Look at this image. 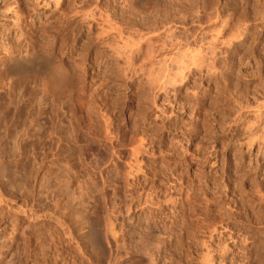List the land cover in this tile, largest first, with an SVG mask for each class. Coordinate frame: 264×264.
<instances>
[{"label": "rangeland", "instance_id": "obj_1", "mask_svg": "<svg viewBox=\"0 0 264 264\" xmlns=\"http://www.w3.org/2000/svg\"><path fill=\"white\" fill-rule=\"evenodd\" d=\"M129 1L0 0V264H204L208 253L212 264L264 260V158L244 144L264 105V0H138V19L156 4L173 5L178 46L166 45L164 58L135 76L126 68L129 47L162 30L134 28ZM114 28L122 38L101 45ZM211 43L220 55L207 73L191 63L211 62ZM69 48L80 89L51 95L38 75L6 73L33 53L66 64ZM235 153L253 159L256 176L223 178L234 167L225 169L224 159L234 162ZM226 183L240 206L234 222L220 211L216 185ZM223 246L231 253L224 263Z\"/></svg>", "mask_w": 264, "mask_h": 264}, {"label": "bare ground", "instance_id": "obj_2", "mask_svg": "<svg viewBox=\"0 0 264 264\" xmlns=\"http://www.w3.org/2000/svg\"><path fill=\"white\" fill-rule=\"evenodd\" d=\"M129 1V0H128ZM130 2V7H131V15H132V17H131V19H130V23L132 24V26L134 27V28H136V27H138V29L140 28V29H142V30H149L150 28H154L153 30L155 31V30H157V32L158 31H160V30H162V33L160 32V34H157V36L156 35H154L153 37H148L146 34H145V32L144 31H142V32H144V35H140V38H138L139 39V41L137 42V43H134L133 45L131 44V47H129V49H130V55L131 56H129V51L127 52V54L125 55V62H127V66L128 67H126V68H129V73H131V75L132 76H135L138 72H139V74H143L142 72H143V68H144V65H145V63L146 62H148V61H151V60H154V59H156L157 57L159 58L160 56H161V54L159 53V51L160 50H162V51H167V47H166V45H168L169 46V48L170 47H176V46H178L177 45V43H175V41H173L174 40V38H173V36L175 35L174 33H173V30L171 31V26H173L172 24H174L176 21H175V19H176V15H174V13H172L173 11H174V9H173V5L171 6H169V5H167V6H169L170 7V9L171 10H173V11H171V13H168V9L169 8H167V6H166V9H164V7H165V5H164V3H161V4H156L155 5V7H154V9L151 11V13H140L141 14V16H140V18L138 19V18H136L137 16H138V13L139 12H137V9H135V4L138 2V0H131V1H129ZM128 4V3H127ZM172 4V3H171ZM134 6V7H133ZM137 6V5H136ZM129 7V8H130ZM167 10V11H166ZM175 12V11H174ZM166 13H168L169 15H167V16H169L168 18H166L165 16H166ZM197 14H199L198 12H196ZM165 15V16H164ZM87 16V15H86ZM94 17V16H93ZM86 18V17H85ZM84 18V19H85ZM88 18V17H87ZM90 18H92V16L90 15ZM96 19V18H95ZM99 19H101V18H99ZM87 20V19H86ZM90 20V19H89ZM108 20V19H107ZM106 20V18H105V20L104 19H102V20H98V21H101L102 22V24H105V23H108V21ZM177 20V19H176ZM88 21V20H87ZM91 21H93V22H95L94 21V19H92V20H90V22ZM90 22H89V25H88V31H90V30H92L93 28H91V27H93L92 25L94 24H90ZM178 22H180V21H178ZM224 22V21H223ZM222 22V23H223ZM186 23H187V21H186ZM221 23V24H222ZM88 24V23H87ZM183 24V23H182ZM106 25V24H105ZM177 25V24H176ZM245 25V24H244ZM247 25V24H246ZM111 26V25H110ZM109 26V27H110ZM230 27V26H229ZM232 27V26H231ZM230 27V28H231ZM113 28V27H112ZM137 29V28H136ZM176 29V28H175ZM245 29H247V28H245ZM244 29V30H245ZM20 30H22V29H20ZM112 30V29H111ZM115 31V33H114V31ZM111 32L110 31H105L104 33L105 34H103V35H105L104 37L102 36V38H98V40L101 42V45L102 44H106V46L107 45H109V46H111L112 44L113 45H115L111 40H114L113 38L115 37L114 36V34L115 35H117V37L118 38H122L121 36H122V30L121 29H119V28H114ZM132 31H133V29H131ZM23 31V30H22ZM135 31H137V30H135ZM134 31V32H135ZM166 31H168V34H166ZM231 31H233V30H231ZM247 31V30H246ZM139 32H141V31H139ZM147 32V34H150L152 31H150L149 30V32L148 31H146ZM156 32V31H155ZM99 33V32H98ZM154 32H152L151 34H153ZM186 33V32H185ZM143 34V33H142ZM165 34V35H164ZM227 34H231L230 32L229 33H227ZM236 34H237V32H236ZM236 34H234V32H233V34H232V36L233 35H236ZM25 35V34H24ZM24 35H22V36H24ZM101 36V33H100V35H99V37ZM139 36V35H138ZM147 36V37H146ZM20 37V36H19ZM112 37V38H111ZM115 38V39H118V38ZM154 37H156L158 40H156V43H157V41L159 42V41H163L162 42V45L159 47L160 49H158V50H156V48L154 47V45L151 43V41H152V39L154 38ZM163 37H165L164 39H166V40H164L163 39ZM227 39H229V37H227V36H225ZM239 37V36H238ZM202 39V38H201ZM204 39V38H203ZM225 39V38H224ZM223 38H222V40H224ZM232 39V38H231ZM235 39V38H234ZM154 40V39H153ZM210 40V39H209ZM107 41V42H106ZM111 41V42H110ZM115 41V40H114ZM227 41H229L228 42V45H231V40H227ZM106 42V43H105ZM108 42H110V43H108ZM165 42L167 43V44H165ZM208 42V41H207ZM123 43H125V42H123ZM210 43V42H209ZM120 44V43H119ZM155 44V43H154ZM158 44V43H157ZM157 44H155V45H157ZM234 44V43H233ZM112 45V46H113ZM199 45V44H198ZM210 45H211V47H210ZM210 45H208L210 48H209V54H210V58H211V62L209 61V63H208V61H207V63H205L206 61H203V60H201V58L199 59V61L201 60L202 61V63H201V65H199V64H197L196 63V61L195 60H193L192 62L193 63H191V65H194V66H196V67H198V68H203V66H204V68L206 69V72L208 73V72H212L211 70H212V68H213V65H214V63L216 64V62L218 61V55H220L219 54V52H217L218 51V49H216V48H218V47H215V45H213L212 43L210 44ZM108 46V47H109ZM129 46V45H128ZM218 46V45H217ZM226 46H227V44H226ZM115 47V46H114ZM230 47V46H229ZM236 47V46H235ZM123 48V47H122ZM177 48V47H176ZM193 48V47H192ZM124 49V48H123ZM180 49V48H179ZM73 52V50L72 49H70L69 48V51H68V54H66L67 55V57H70V55H72L71 53V51ZM107 50L109 51H111L112 50V52H114V51H116L117 52V50H116V48H115V50H114V48L113 47H110V49L109 48H107ZM114 50V51H113ZM143 50H145L144 51V55H143V57L141 58V59H139L140 60V62H139V65H138V71H136L132 66H133V64H134V57H135V59L137 58V57H140V55H142V52H143ZM204 50V49H203ZM169 51H171V50H169ZM179 51V50H178ZM199 51V50H198ZM207 51V50H206ZM111 52V53H112ZM161 52V51H160ZM194 53H195V50L193 51ZM192 52V53H193ZM203 52V51H202ZM163 53H165V52H163ZM176 53V52H175ZM181 53V52H180ZM200 53H201V51H200ZM109 54V53H108ZM117 54V53H116ZM65 55V56H66ZM110 55V54H109ZM163 55V54H162ZM166 55V54H165ZM164 55V56H165ZM177 55V54H176ZM194 55V54H193ZM223 55V54H222ZM174 56V55H173ZM248 56V55H247ZM94 58H93V60H94V63L96 64V65H98V66H102V64H103V61L104 60H102V59H97V58H95V57H98V56H93ZM115 57V56H114ZM162 57V56H161ZM176 57V56H175ZM178 57V56H177ZM194 57V56H193ZM197 57V56H196ZM206 57V56H205ZM204 57V58H205ZM99 58V57H98ZM102 58V57H101ZM117 58V57H116ZM157 58V59H158ZM162 58H164V57H162ZM166 58V57H165ZM185 58V57H184ZM195 58V57H194ZM199 58V57H198ZM244 58V57H243ZM104 59V58H103ZM133 59V60H132ZM171 59H173L172 60V62H174L177 66H179V63L180 64H182V62H179V59H174V57L173 58H171ZM195 59H197V58H195ZM57 59H55V58H45L44 56H42V55H40V54H38V53H33L29 58H27L26 59V57H24V56H21V57H19L18 59H16V62H14V61H12L11 63H8V66H7V69H6V73H7V75H11V74H18V75H21V76H23V75H25V74H31V75H34V76H36V75H38V76H40L41 77V83L43 84V87H44V89H45V91H46V93H49V94H51V95H57V94H59V93H61V92H63V91H67V90H72V89H80V88H78V87H80L79 85V78H78V75H77V71H76V67H77V65H75V61H76V59H73L72 57H70L69 58V60H68V63H66V64H63V65H65V66H67L68 68H71V69H74V71H73V74H72V76L70 77V78H68V79H64V80H61V79H58V78H56V77H54L52 74H51V72H50V68H51V65H52V63L54 62V61H56ZM207 60H209V59H207ZM100 61V62H99ZM160 61H164L165 62V60H162V59H160ZM191 61V60H190ZM254 61V60H253ZM108 62V61H107ZM169 62V61H168ZM82 63V62H81ZM92 63V62H91ZM152 63V62H151ZM170 63H171V61H170ZM170 63H169V65H170ZM78 64V63H77ZM93 64V63H92ZM104 64H105V61H104ZM159 64V63H158ZM185 65H187V63L185 64ZM93 66V65H92ZM97 66V67H98ZM150 66V65H149ZM244 66L246 67V68H253V63L251 64V61L250 60H247L245 63H244ZM107 67V66H106ZM186 67V66H185ZM184 66H181L180 65V67H178V68H180V69H182L181 71V73L183 74V69L185 68ZM216 67V66H215ZM219 67V66H218ZM244 67V68H245ZM151 68V67H150ZM161 68V67H160ZM190 68V67H189ZM161 69H163V68H161ZM188 69V68H187ZM255 69V68H254ZM127 70V69H126ZM154 70V69H153ZM153 70H152V73H153ZM178 70V69H177ZM184 70H186V68L184 69ZM196 70V69H195ZM199 70V69H198ZM165 71V70H164ZM214 72H215V70H213ZM239 71V70H238ZM137 72V73H136ZM79 73V72H78ZM126 74V73H125ZM175 74V73H174ZM239 74V73H238ZM243 74V73H242ZM138 75V74H137ZM172 75V74H171ZM176 75V74H175ZM241 75V74H240ZM255 75V74H254ZM162 76V75H161ZM246 76V75H245ZM138 77V76H137ZM144 77V76H143ZM157 77V76H156ZM159 77V76H158ZM178 77V76H177ZM179 77H180V75H179ZM181 77H182V75H181ZM180 77V78H181ZM247 77V76H246ZM133 78V77H132ZM135 78V77H134ZM184 78V77H183ZM183 78H181V79H183ZM150 79V78H149ZM167 79V78H166ZM185 79V78H184ZM129 80H131V78L129 79ZM135 80V79H134ZM162 80V79H161ZM160 80V81H161ZM171 81V79H168V81ZM175 80V79H174ZM173 80V81H174ZM177 80V79H176ZM180 80V79H179ZM153 81V80H152ZM166 81V80H165ZM167 81V82H168ZM169 81V82H170ZM182 81V80H181ZM130 83H133V82H135V81H129ZM168 82V83H169ZM172 82V81H171ZM171 82H170V84H171ZM176 82V81H175ZM175 82H173V84L175 83ZM180 82V81H179ZM155 84V83H154ZM166 84V83H165ZM161 85V84H160ZM211 86V85H210ZM166 87V86H165ZM225 88V87H224ZM155 90V89H154ZM257 106V105H256ZM196 107V106H195ZM245 108V107H244ZM253 108H255V107H253ZM258 115H257V119H256V122H255V124H253V123H251V124H253L252 126L250 125V127H248L247 128V131L245 132L246 133V135H247V139H246V141H245V143L244 144H246V146L245 147H247L248 148V151L250 152V155L251 156H256V157H259V156H263V158H264V105H259L258 104ZM196 109V108H195ZM225 109V108H224ZM250 112V111H249ZM253 112V111H252ZM251 113V112H250ZM255 113L257 114V112L255 111ZM244 114V113H243ZM254 114V113H253ZM229 115H230V113H229ZM237 115V114H236ZM219 116V115H218ZM242 118V117H241ZM255 120V119H254ZM236 122V121H235ZM240 122V121H239ZM244 122H245V120H244ZM242 125V124H241ZM244 127V126H243ZM224 129V128H223ZM211 132V131H210ZM244 132V131H243ZM240 133V132H239ZM209 135V134H208ZM227 138V137H226ZM241 141H243V140H241ZM200 144V143H199ZM241 145V144H240ZM242 145H243V143H242ZM257 145V147H258V149H257V151L255 152L254 151V148H255V146ZM260 145H262V146H260ZM244 146V145H243ZM228 147V146H227ZM242 148V147H241ZM198 149V148H197ZM244 151V150H243ZM137 154L138 153H140V152H138V150H137V152H136ZM136 154V155H137ZM216 154V153H215ZM243 154V153H242ZM216 156V155H215ZM242 156V157H241ZM194 157H196V156H194ZM211 157V156H210ZM221 157V156H220ZM223 157V156H222ZM235 157V158H234ZM233 157V159H234V162H231V160H229V157H227L226 159H224V158H222V159H224V163H223V165H224V167H225V169H230L231 167H232V165H234V167H233V169H231L232 171H233V173L231 172V173H229L230 171L228 170V172H223V178H225V179H228L230 182H233L234 181V179L235 178H238L239 176L240 177H243V176H247V178H249L250 176H252V175H257V173H258V171H259V166H257V165H255L254 164V162H253V159H251V157L248 159V161H246L245 159V155L243 156V155H240V154H238V153H235V156ZM218 158V157H217ZM210 159V158H209ZM221 159V158H220ZM221 159V161H223ZM244 159V160H243ZM257 160V159H256ZM210 161V160H209ZM213 161V160H212ZM216 161V160H215ZM214 161V162H215ZM245 161L246 162H248V164L247 165H245ZM137 162V161H136ZM220 162V161H219ZM256 162V161H255ZM217 163V162H216ZM257 164V163H256ZM259 164V163H258ZM221 165V164H220ZM222 165V166H223ZM212 166H213V164H212ZM216 166V165H215ZM221 167V166H220ZM262 169V168H261ZM224 171V170H223ZM252 171V172H251ZM264 171V170H263ZM199 172V171H198ZM249 173V174H248ZM216 176V175H215ZM264 176V175H263ZM254 177V176H253ZM209 178V177H208ZM234 178V179H233ZM259 178H261V177H259ZM205 179V178H204ZM206 179H207V177H206ZM208 180V179H207ZM227 180V181H228ZM258 179L257 178H252L251 179V181L252 182H254L255 183V185H256V181H257ZM221 181V180H220ZM227 181H225V182H227ZM205 182V181H204ZM206 183H208V182H206ZM221 183H222V181H221ZM259 183V182H258ZM183 185V184H182ZM216 186H218L219 188H216V189H218V191L219 190H223V195L222 196H224V199H223V201L225 202V209H224V211H223V213H222V210H220L221 211V215L222 214H224V216H225V218L227 219V221H228V219H231L232 221L231 222H234L233 220H235L236 219V213H235V211H233L235 208V210H237L238 209V207H240L239 205H238V200L236 199V197H237V195H235V194H233L232 193V195H230L229 194V192L231 191V188L229 189V186L227 185V183L226 184H217ZM214 187V186H213ZM212 187V188H213ZM252 187V186H251ZM256 187V186H255ZM254 188V187H253ZM257 189V188H256ZM214 190H215V188H214ZM255 190V189H254ZM258 190V189H257ZM240 191V190H239ZM252 191V190H251ZM220 192V191H219ZM232 192H234V191H232ZM238 192V191H237ZM254 192V191H253ZM257 192V194H258V191H256ZM235 193V192H234ZM239 193V192H238ZM237 193V194H238ZM245 193V192H244ZM248 193V192H247ZM213 194V193H212ZM251 194V193H250ZM255 194V193H254ZM219 195V194H218ZM253 196V195H252ZM261 196V197H260ZM240 197V196H239ZM246 197H248V196H246ZM238 198V197H237ZM241 199H242V197H240V201H241ZM259 199H260V203L261 202H264V196L263 195H261V194H259ZM239 201V202H240ZM169 202V201H168ZM185 202V201H184ZM219 202V201H218ZM248 203V202H247ZM251 203V202H250ZM259 203V202H258ZM232 205L233 206H235V207H232ZM116 208V207H115ZM243 208V207H242ZM120 209V208H119ZM206 209V208H205ZM204 209V210H205ZM240 209V208H239ZM244 210V209H243ZM119 211V210H118ZM238 211V210H237ZM115 213V212H114ZM212 213V212H211ZM115 214H118V213H115ZM194 214V213H193ZM237 214H238V212H237ZM122 215V214H121ZM239 215H241V214H238V216ZM248 215V214H247ZM244 216V215H243ZM242 216V217H243ZM256 216V215H255ZM119 217H120V215H119ZM190 217V216H189ZM241 217V216H240ZM247 217V216H246ZM124 218V217H123ZM238 218V217H237ZM62 219V218H61ZM117 219V218H116ZM193 219V218H192ZM243 219V218H242ZM63 220V219H62ZM123 220V219H122ZM222 220H223V217H222ZM225 220V219H224ZM262 224H263V226H264V216L262 217ZM114 221V220H113ZM112 221V222H113ZM116 221V220H115ZM191 221V220H190ZM189 221V222H190ZM219 221V220H218ZM226 221V220H225ZM247 221H248V219H247ZM64 221H62V223H63ZM192 222V221H191ZM236 222V221H235ZM66 223V222H65ZM188 222H186V224H187ZM109 224V223H108ZM114 224V223H113ZM120 224V223H119ZM218 224V223H217ZM112 225V224H111ZM110 225V226H111ZM189 225V224H188ZM191 225V224H190ZM194 225V224H193ZM109 226V227H110ZM123 226V225H122ZM196 226V225H195ZM203 226V225H202ZM69 227V226H68ZM108 227V228H109ZM114 227V226H113ZM113 227H111V229L113 230ZM192 227V226H191ZM205 227V226H204ZM208 227V226H207ZM64 228V227H63ZM116 228V227H115ZM123 228V227H122ZM203 228V227H202ZM215 228H216V226H215ZM69 229H70V227H69ZM203 229H205V228H203ZM226 229V228H225ZM64 230V229H63ZM109 230V229H108ZM116 230V229H115ZM187 230V229H186ZM206 230V229H205ZM211 230V229H210ZM213 231H211L212 233L215 231L214 229H212ZM217 230V229H216ZM221 230V229H220ZM67 231V230H66ZM72 231V230H71ZM118 231H119V228H118ZM123 231V230H122ZM190 231V230H189ZM209 231V230H208ZM108 232H110V231H108ZM112 232V231H111ZM115 232V231H114ZM114 232H112V234L111 233H109V234H111V236L113 235V233ZM120 232H121V230H120ZM120 232H119V234H120ZM231 232V231H230ZM65 233V232H64ZM208 233V232H207ZM67 234H69V233H67ZM118 235V233H115V238L116 239H121V241H123L122 240V238L121 237H123V236H125V235H123V236H121V237H119V236H117ZM214 234V233H213ZM213 234H211V235H213ZM219 234V233H218ZM69 235H73V233L72 234H69ZM114 236V235H113ZM70 237H74V236H70ZM106 237V236H105ZM109 237V236H108ZM107 237V238H108ZM211 237H213V236H211ZM67 238V237H66ZM112 238V237H111ZM209 238H210V236H209ZM214 238V237H213ZM233 238V237H232ZM116 239L114 240V237L112 238V240H114V241H116ZM234 239V241L236 242V241H238L239 242V240H238V238H237V240H235V238H233ZM124 240H125V238H124ZM207 240V239H206ZM205 240V241H206ZM227 240V239H226ZM230 240H232V239H230ZM210 241V240H209ZM113 242V241H112ZM111 242V244H113ZM124 242V241H123ZM232 242H233V240H232ZM234 242V243H235ZM116 243V242H115ZM125 243V242H124ZM205 243V242H204ZM80 244V243H79ZM109 244V243H108ZM117 244H119V242H118V240H117ZM226 244V243H225ZM236 244V243H235ZM238 244H240V243H238ZM116 245V244H115ZM127 245V244H126ZM234 245V244H233ZM108 246V245H107ZM117 246V245H116ZM123 246V245H122ZM234 246H236V245H234ZM239 246V245H238ZM119 246H117V248H118ZM224 247H226V246H223V247H220V248H223L222 249V251H219L220 252V254H219V256H220V260L219 261H225V258H227L229 255V253H230V251H229V249L228 248H224ZM122 248H126V247H122ZM213 248V247H212ZM219 248V249H220ZM243 248V247H242ZM245 248V247H244ZM113 249V248H112ZM232 249H234V248H232ZM237 249V248H236ZM118 250H120V249H118ZM117 250V251H118ZM123 250V249H122ZM213 250V249H212ZM216 250V249H215ZM221 250V249H220ZM231 250V249H230ZM237 250H239V251H242V250H240L239 248L237 249ZM245 250V249H244ZM234 251V250H233ZM236 251V250H235ZM110 252H111V250H110ZM115 252V251H114ZM120 253H122L121 251H119ZM208 252V251H207ZM113 253V252H112ZM237 253H239V252H237ZM243 253H245L244 251L242 252V254ZM209 254V253H208ZM208 254L207 255H205V261H204V264H208V263H211L212 264V262L213 261H211L210 260V257L208 256ZM231 254V253H230ZM213 255V254H212ZM239 255H240V253H239ZM238 255V256H239ZM119 256V255H118ZM117 256V257H118ZM235 256H237V255H235ZM217 257V256H216ZM114 258V257H113ZM213 259V258H212ZM228 259V258H227ZM232 259V258H231ZM236 259V258H235ZM253 259H255V258H253ZM252 259V260H253ZM217 260V259H216ZM218 261V262H219ZM222 262H220V263H222ZM224 263V262H223ZM113 264H115V263H113ZM253 264H264V260H261V259H257V260H254V262H253Z\"/></svg>", "mask_w": 264, "mask_h": 264}, {"label": "clouds", "instance_id": "obj_3", "mask_svg": "<svg viewBox=\"0 0 264 264\" xmlns=\"http://www.w3.org/2000/svg\"><path fill=\"white\" fill-rule=\"evenodd\" d=\"M73 71L74 69L68 68L58 60L54 61L50 68L51 74L61 80L70 78L73 74Z\"/></svg>", "mask_w": 264, "mask_h": 264}]
</instances>
